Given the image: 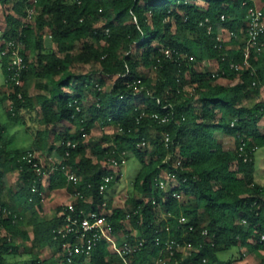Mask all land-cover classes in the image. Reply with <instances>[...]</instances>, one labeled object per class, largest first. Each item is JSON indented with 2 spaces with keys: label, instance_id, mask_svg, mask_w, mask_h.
Returning <instances> with one entry per match:
<instances>
[{
  "label": "trees",
  "instance_id": "trees-1",
  "mask_svg": "<svg viewBox=\"0 0 264 264\" xmlns=\"http://www.w3.org/2000/svg\"><path fill=\"white\" fill-rule=\"evenodd\" d=\"M243 1L0 0L7 24L0 34V106L8 102V121L33 136L29 150L14 149L0 114V264H58L46 251L60 249L54 234L63 207L49 216L43 202L66 190L90 200L75 202L85 211L96 209L108 193H100L102 178L121 172L108 161L123 152L141 167L125 207L109 199L105 215L119 246L125 238L133 247L143 242L129 264L166 259L168 242L191 248L188 257L177 252L166 264H236L242 248L264 251V170L259 175L256 166V153L264 148V52H252L250 67L244 66L253 3L246 7ZM257 5L264 13V0ZM30 10L34 18L27 21ZM11 41L22 42L26 69L9 93ZM205 62L214 70H198ZM232 63L240 70H232ZM86 67L88 72H78ZM141 67L155 78L142 75ZM221 78L239 82L228 87L218 84ZM97 127L116 132L91 147L87 137ZM219 133L234 143L227 146ZM69 141L76 147L66 157ZM47 152L57 169L44 185L27 158ZM65 170L78 184L68 182ZM165 174L178 181L169 191L160 188ZM7 189L10 201L4 200ZM233 249L237 255L220 257ZM77 261L122 264L106 242L88 261Z\"/></svg>",
  "mask_w": 264,
  "mask_h": 264
},
{
  "label": "built area",
  "instance_id": "built-area-1",
  "mask_svg": "<svg viewBox=\"0 0 264 264\" xmlns=\"http://www.w3.org/2000/svg\"><path fill=\"white\" fill-rule=\"evenodd\" d=\"M31 2H35L30 0ZM250 3H253V6L250 7ZM243 6L250 7L248 11V28L246 31L245 42H246V50L244 52V66H249V59L251 57V53L255 52L260 54L264 52V13L257 5V0H244ZM34 17V11H29V16L27 21H31ZM225 18L222 17V20ZM212 31V27H209V32ZM230 38H237L236 34L230 32L228 34ZM221 38V37H220ZM11 49V56L9 61V71L11 72V77L7 82L8 92H13L15 87H19L21 85L22 74L26 69V64L24 57L22 55L23 52V44L20 41H11L8 44ZM6 56L7 53L4 52L2 54ZM166 55H170V51H166ZM230 68L232 70L238 71L240 70V66L232 63ZM18 97L22 99V94H19ZM153 118L161 123H165L169 121V118L164 117L161 118L158 114H154ZM166 142H169V138L167 137ZM146 143L143 142L140 144L141 148H144ZM66 147L68 148L66 151V157H69V149H74L76 147L71 141L67 142ZM243 151V147L240 148ZM27 160L30 164H33L35 168L40 170V176L42 177L43 182L50 177V174L57 169L55 166L49 171L43 167L42 162H40V156L29 155ZM37 161V162H34ZM247 161V158L245 159ZM128 162V154L127 152H123L119 159H109L108 164L115 169H122ZM45 170V171H43ZM67 180L69 183L78 184L79 179L77 176L71 172L66 171ZM119 177V172L116 171L113 175L104 176L102 178V185L100 186V193L105 194L109 190L110 184ZM174 176L163 175V178L160 182V188L165 190L167 186V182L174 180ZM68 195L69 202L66 203L63 207V211L61 213L62 217V226L58 230L55 231L54 239L57 242H60V249L57 251L58 254L56 259L58 264H78V258H86L87 260L91 259L94 254L97 246L106 242L111 250L117 254L121 260L122 264H129L128 257H132L138 250H140L143 246V242H139L137 246H131L126 238L123 239L122 246H119L112 232L111 226L107 223L106 220V208L107 201L109 198H104L105 201L101 205H98L96 209L90 210L89 212L85 211L80 205H77L75 202L79 198L82 203L88 204L90 200L85 199L84 195L80 192H76L75 194ZM177 199L181 200L182 196L177 195ZM180 222L185 224L187 222L186 218L182 217ZM205 235L208 233L205 232ZM262 241H264V236L262 237ZM191 245L188 247H181L174 242H168L166 247V259H163L162 255L158 259H156L155 264H166L170 259H172L175 253H180L184 257H188L190 255ZM175 264H179L176 262Z\"/></svg>",
  "mask_w": 264,
  "mask_h": 264
},
{
  "label": "rangeland",
  "instance_id": "rangeland-1",
  "mask_svg": "<svg viewBox=\"0 0 264 264\" xmlns=\"http://www.w3.org/2000/svg\"><path fill=\"white\" fill-rule=\"evenodd\" d=\"M34 1V0H32ZM34 18V17H33ZM31 19V21L33 20ZM7 28L6 24V10L0 5V34L4 32ZM223 38V37H221ZM225 40L228 39V37H224ZM214 65L209 64L208 62H205L198 68V70L206 71V70H214ZM89 68H78V72H88ZM140 73L145 76H150L155 78V73L154 71L141 67ZM5 78L2 72V67H1V55H0V85L4 84ZM218 84L224 85V86H233L236 85L239 81L236 82H231L225 79H219ZM4 92H8V89L5 88ZM39 93V91L35 88H32L30 91V94L32 96H36ZM10 107V104L7 102L3 106H0V114L3 117V120L6 122V125L8 127L9 133H10V140L13 143V147L16 150L19 151H27L30 149L31 144L33 142V136L32 133H29L27 131L26 127L23 126L22 124H16V123H11L8 121L6 115H5V110ZM263 131H264V126H263ZM114 133L116 132L115 128H107V129H102L100 127H97L93 130L91 135L87 137V142L91 147L95 146L103 137V135L106 133ZM217 137L224 142L227 146L232 145L234 143V139L230 136H227L224 133H219L217 134ZM89 155H91V151L89 150ZM54 154V153H53ZM37 156H40L44 169L46 172H49L53 167H54V160L55 157L52 155V153H38L36 154ZM256 166L257 169L259 170V175L263 174L264 170V148L259 149L256 153ZM141 167L140 161L136 157H130L128 160L127 164L121 169V172L119 173V179L115 183V185L108 190V193L106 195V198L113 199V202L115 205L125 207L127 200L129 199L130 193H131V185L132 181L136 177L137 173L139 172ZM167 174H165L166 176ZM11 180V185H14L17 180V175H13L10 177ZM47 182V180H46ZM44 183V185L46 184ZM167 186L165 187L164 191H169L170 188L176 187L178 185V181L176 179L171 180L170 182H167ZM5 201H10V192L7 189L5 191ZM181 201L184 203L190 202L189 199L185 198L182 196ZM68 195L63 192L57 193L52 199L48 200L46 199L43 202V205L45 207L44 212L45 214L49 216H53L55 214V210L58 206H64L66 203H68ZM160 214V212H159ZM129 229L131 230V226L128 224ZM26 231H28L31 236V228L26 227ZM6 236V232H2V237ZM17 241H21V238L18 239ZM28 247L31 246L30 243L27 244ZM238 249H233L229 252H225L220 255L222 259H229L233 255L238 254ZM240 253L242 254V260L236 262V264H264V251H251L249 252L247 248H242L240 250ZM58 252L57 250H47L46 255L47 256H52L55 255L57 256ZM27 257L23 258L22 260L25 261ZM88 261V260H87Z\"/></svg>",
  "mask_w": 264,
  "mask_h": 264
},
{
  "label": "crops",
  "instance_id": "crops-1",
  "mask_svg": "<svg viewBox=\"0 0 264 264\" xmlns=\"http://www.w3.org/2000/svg\"><path fill=\"white\" fill-rule=\"evenodd\" d=\"M59 192L66 193V190H60V191H57V192H55L54 196H55L57 193H59ZM54 196H53V197H54ZM51 199H52V198H51ZM48 200H50V199H48ZM44 209H45V207H44Z\"/></svg>",
  "mask_w": 264,
  "mask_h": 264
}]
</instances>
